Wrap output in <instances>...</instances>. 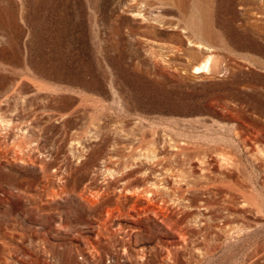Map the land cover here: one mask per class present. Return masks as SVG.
I'll return each instance as SVG.
<instances>
[{
	"label": "rangeland",
	"instance_id": "374dc122",
	"mask_svg": "<svg viewBox=\"0 0 264 264\" xmlns=\"http://www.w3.org/2000/svg\"><path fill=\"white\" fill-rule=\"evenodd\" d=\"M0 264H264V0H0Z\"/></svg>",
	"mask_w": 264,
	"mask_h": 264
},
{
	"label": "bare ground",
	"instance_id": "6f19581e",
	"mask_svg": "<svg viewBox=\"0 0 264 264\" xmlns=\"http://www.w3.org/2000/svg\"><path fill=\"white\" fill-rule=\"evenodd\" d=\"M135 15V14H134ZM205 58L202 62H200L198 65H196L195 71L201 72V71H208L211 66H214L216 64V60L214 57V54L210 52L208 49L205 53ZM126 136H129V134H125ZM144 132H141L139 136L134 137L132 141H129L127 143L121 144V147H123V151L120 153H115L118 155L117 159L123 160L125 164L133 166V168L130 170V172H137L140 171L141 175L145 174H152L153 171L158 167L157 165H160V153H162V160L164 162H169L168 157L165 155L168 154L170 157L176 158L177 156L183 155L182 160L188 159L190 165L192 166V163H196L197 155H191L186 152V148L184 146H180L176 142H173L170 140H162V147L159 146L160 140L153 138V143H155V146L158 148V150H161L159 153L156 152V150L150 149V147L145 148V150L142 149L141 143L145 140ZM177 144L178 146H176ZM176 148L172 152H167L166 149L172 147ZM167 146V147H166ZM126 151L127 153H125ZM193 159V162L191 160ZM199 160L200 164H205L202 166L200 172H204L206 170V163L203 158H200ZM177 178H179L177 176ZM177 181V180H176ZM178 182V181H177ZM157 193V189L151 188L150 190H147V194H153Z\"/></svg>",
	"mask_w": 264,
	"mask_h": 264
}]
</instances>
